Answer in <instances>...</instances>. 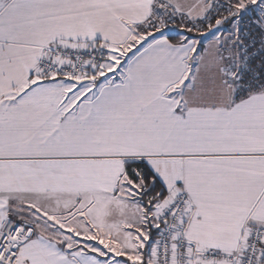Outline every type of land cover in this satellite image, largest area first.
Returning a JSON list of instances; mask_svg holds the SVG:
<instances>
[{
	"label": "snow or ice",
	"instance_id": "6c2138e0",
	"mask_svg": "<svg viewBox=\"0 0 264 264\" xmlns=\"http://www.w3.org/2000/svg\"><path fill=\"white\" fill-rule=\"evenodd\" d=\"M0 264H264V0H0Z\"/></svg>",
	"mask_w": 264,
	"mask_h": 264
}]
</instances>
